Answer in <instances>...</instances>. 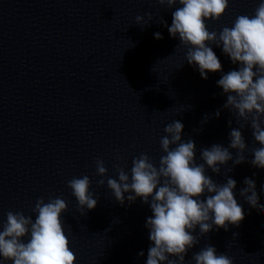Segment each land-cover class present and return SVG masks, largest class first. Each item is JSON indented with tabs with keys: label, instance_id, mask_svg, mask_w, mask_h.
I'll list each match as a JSON object with an SVG mask.
<instances>
[{
	"label": "water",
	"instance_id": "1",
	"mask_svg": "<svg viewBox=\"0 0 264 264\" xmlns=\"http://www.w3.org/2000/svg\"><path fill=\"white\" fill-rule=\"evenodd\" d=\"M262 2L229 0L219 22L206 21L209 31L231 27L238 15H254ZM172 11L156 0H0V230L8 211L35 220L37 199L58 196L68 203L62 221L76 264H146L151 241L145 225L153 213L140 198L129 204L125 194L123 206L114 198L106 184L108 177L118 179L113 165L130 174L132 159L140 153L158 165L164 155L160 139L174 120L184 125L182 140L195 142L197 163L202 148L228 147L231 128L239 127L223 107L227 96L217 85L239 64L209 44L222 71L203 79L198 66L185 60L179 37L172 38L160 22L171 26ZM148 12L153 16L149 26L135 24L137 15ZM206 115L212 118L202 123ZM242 131L250 148L261 146L250 127ZM97 159L108 168L102 188ZM247 161L227 165L233 168L227 175L236 181L234 195L244 220L228 224L227 231L214 226L204 237L197 227L193 234L200 242L188 251L186 264H194L193 254L208 244L234 264H264V212L239 194L245 178H251L264 205V169ZM225 172L221 166L220 174L209 168L207 175L224 184ZM83 175L98 198L94 210H85L87 216L80 215L67 186Z\"/></svg>",
	"mask_w": 264,
	"mask_h": 264
},
{
	"label": "clouds",
	"instance_id": "2",
	"mask_svg": "<svg viewBox=\"0 0 264 264\" xmlns=\"http://www.w3.org/2000/svg\"><path fill=\"white\" fill-rule=\"evenodd\" d=\"M156 2L161 8L174 9L171 26L162 18L160 22L165 24L172 38L179 37V46L187 50L185 60L193 67L198 66L203 79H208L209 72L222 71L221 62L209 44L220 47L233 64H239L238 70L223 74L217 81L227 96L223 107L235 116L239 127L231 128L229 120V146L213 144L202 148V162L197 163L195 142L182 140L184 125L174 120L165 126L166 135L160 139L164 155L160 156L158 165L147 153H140L132 159L130 174L120 164L113 165L116 179L108 177L105 162L97 159L96 174L101 177L97 185L104 187L103 177H108L107 187L122 206L125 194L129 204L140 198L150 205L153 215L147 218L145 225L151 241L146 264H186L188 251L200 242L193 234L197 227L199 236L204 237L214 226L227 231L228 224L238 226L244 220V209L234 195L236 181L227 175L233 171L227 167L228 162L233 166L245 163L247 152L253 157L247 162L264 169V2L257 6L254 15H238L231 27L223 26L218 32L209 31L206 21L219 22L229 10V0ZM145 15H137L135 24L142 28L149 26L152 13ZM154 36L163 39L160 33ZM214 115L219 118L220 110ZM211 118L206 115L202 123ZM246 127L251 128L254 142L260 147L250 148L246 144L242 131ZM229 149L235 150V156ZM221 166L226 168L224 184L216 183L207 175L209 168L220 174ZM244 184L240 196L251 208L264 212L255 181L245 178ZM67 186L78 202L81 216H87L85 210L97 207L98 198L90 191L92 181L88 175L71 178ZM205 193H208L206 199H201ZM33 212L35 220L22 211L6 213V222L0 230V264H76L77 258L62 221V215L68 212L65 199L55 196L45 201L40 197ZM138 255L144 256V252ZM192 260L194 264H234L232 258L218 254L210 244L194 253Z\"/></svg>",
	"mask_w": 264,
	"mask_h": 264
}]
</instances>
